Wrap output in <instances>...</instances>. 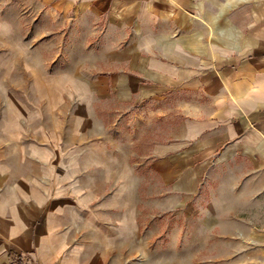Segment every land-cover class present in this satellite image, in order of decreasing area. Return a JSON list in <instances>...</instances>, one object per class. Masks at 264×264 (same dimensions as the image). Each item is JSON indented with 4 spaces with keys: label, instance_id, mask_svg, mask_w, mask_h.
Wrapping results in <instances>:
<instances>
[{
    "label": "crops",
    "instance_id": "crops-1",
    "mask_svg": "<svg viewBox=\"0 0 264 264\" xmlns=\"http://www.w3.org/2000/svg\"><path fill=\"white\" fill-rule=\"evenodd\" d=\"M71 24L82 32L76 54ZM0 26L6 137L18 121L52 128L53 113L71 104L109 101L163 120L172 111L146 157L168 203L196 196L191 209L204 207L206 219L184 237L191 264L199 245L205 264L264 259V0H0ZM27 85L40 108L25 113L17 88ZM56 149L0 148V264L26 254L42 264H122L132 255L133 205L118 206L117 192L102 204L100 157ZM106 161L105 180L123 179L117 154Z\"/></svg>",
    "mask_w": 264,
    "mask_h": 264
},
{
    "label": "rangeland",
    "instance_id": "rangeland-1",
    "mask_svg": "<svg viewBox=\"0 0 264 264\" xmlns=\"http://www.w3.org/2000/svg\"><path fill=\"white\" fill-rule=\"evenodd\" d=\"M16 13L17 10L11 9V15L15 16ZM45 23L44 17L39 19V26L36 27L38 31L46 27ZM12 27L10 32L17 34L18 26L13 25ZM19 27H22L27 34L30 33L29 24L24 23ZM77 27V25H70L69 42L71 50L75 52L73 54H76L78 48L83 46L79 34L82 32ZM59 28H63L61 24ZM59 45H61L60 42ZM70 59L71 61L76 60L77 56H71ZM37 100L33 89L28 85L27 88H17V109L20 108L28 113L32 107L40 108L39 105H35ZM69 107L70 110H64L58 114L53 113L52 117L55 121L52 128L39 125L31 129L32 122L24 120L18 121L16 136L6 137L5 131L0 130V148H57V156L63 155L65 158L77 151H84L85 155L91 152V155L100 157L103 171L102 197H100L102 204L106 202L109 195L112 197V194L117 192L119 196L115 203L118 206L125 204L127 200L128 205L131 204L134 207L133 221L136 227L132 255L128 253L122 264H191L190 245L184 237H188L190 222L206 219L204 207L199 206L198 211L195 207L191 209V206L198 204L196 196L183 197V202L177 206L168 203L167 197L163 196L166 194L164 188L146 157L147 148L151 142L157 139L159 132L174 121L173 112L171 111L169 116L163 120L155 115L156 108L153 109L154 113L142 112L143 109L140 106L139 109H131L109 101H97L93 105L86 102L78 105L71 104ZM58 109L54 107L55 111ZM3 111L4 106L0 104V116ZM37 123L42 124L35 122L34 125ZM58 123L62 125L59 126ZM51 132L54 133L53 136H49ZM113 154H117L119 176H123V179H119L118 182L105 180L109 177L107 164L109 161L106 160ZM60 184L55 183L54 185L55 198L61 188ZM124 185L128 189L127 198L120 197V193L126 189ZM92 190L93 188L89 187L86 189L87 204L93 203V198L89 197ZM111 200L113 203V199ZM200 208L202 209L199 210ZM117 210L120 211V207ZM117 215L119 220L120 212ZM179 226H182L181 242L175 240L176 234L180 232ZM206 254V246L199 245V258L194 264H205V260L201 258H205ZM124 255H126L125 252ZM24 258L19 264H42L36 255L26 254ZM10 264H17V259L13 257ZM245 264H264V259L251 257L246 260Z\"/></svg>",
    "mask_w": 264,
    "mask_h": 264
}]
</instances>
